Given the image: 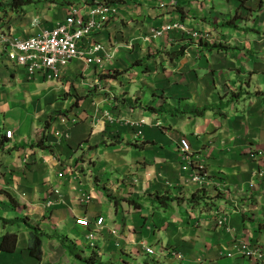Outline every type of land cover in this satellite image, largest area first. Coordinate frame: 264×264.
Masks as SVG:
<instances>
[{"label":"crops","instance_id":"crops-1","mask_svg":"<svg viewBox=\"0 0 264 264\" xmlns=\"http://www.w3.org/2000/svg\"><path fill=\"white\" fill-rule=\"evenodd\" d=\"M12 1L0 0V33L12 37L56 27L71 5L67 0H32L15 10ZM114 1L75 0L80 6L107 2L118 9L117 17L94 38L112 53L102 66L74 60L61 79L52 82L41 75L29 77L0 53V264H256L226 254L240 240L264 250V158H249L251 149H264V0ZM162 3L174 7L164 12ZM176 21L190 30L208 32L209 38L191 42L174 31L145 41L152 27ZM205 45L228 50L208 51ZM183 46L182 56L167 61V52ZM147 58L163 68L171 63V71L154 72L162 80L155 86L142 82L150 78L142 68L152 62L136 66L124 77L112 75ZM122 77L123 90L115 87ZM90 79L96 85L86 83ZM128 91L133 94L119 97ZM160 93L170 108L185 114L156 115L137 103L135 109L121 103L131 98L160 107ZM61 98L59 108L55 101ZM220 104L224 108H218ZM209 105L214 110L208 114L190 115V110ZM105 112L115 122H108ZM51 117L46 133L51 147H32ZM142 118L148 123L136 135L133 123ZM62 131H68L67 139L55 136ZM181 137L192 147L191 161L180 150ZM146 141L150 144L143 145ZM199 164L208 177L203 188L191 180ZM70 167L78 178L67 175L60 181L57 174ZM56 185L62 198L56 207L46 209L45 200ZM103 187L117 198L140 199V208L126 202L107 207ZM81 189L92 191L88 205L78 201ZM202 191L206 199L190 203ZM155 196L177 200L161 208L153 202ZM98 215L105 217L106 225L97 235L96 256L91 263L74 259L60 237L71 240L82 258H89L93 251L75 220ZM219 217L226 218L225 227L217 226ZM4 219L18 223L4 225ZM27 224L45 234L40 260L31 256ZM6 235L16 236L12 252L2 248ZM144 244L153 248V255L145 253ZM173 252L182 254V260Z\"/></svg>","mask_w":264,"mask_h":264},{"label":"built area","instance_id":"built-area-1","mask_svg":"<svg viewBox=\"0 0 264 264\" xmlns=\"http://www.w3.org/2000/svg\"><path fill=\"white\" fill-rule=\"evenodd\" d=\"M71 5L68 8L66 18L58 23L56 27L29 37H15L6 33H0V53L6 58L14 62L17 66L23 67L29 77L41 75L46 81L57 82L61 79L64 69L74 60L83 61L86 65H100L112 59V53L104 43L94 40L95 36L104 30L108 23L115 19L118 15V9L106 2L96 3L92 6L77 5L75 0H67ZM171 4L167 7L165 4L160 5V10L167 11L173 8ZM181 32L193 39H207L208 32L198 30H190L182 22H169L161 27H152L147 34L145 41L157 40L171 32ZM110 123L115 122V117L105 112L103 115ZM65 118L62 119V122ZM143 121L133 123L136 127L143 125ZM141 131H137L136 135H140ZM57 137L67 139V131L56 133ZM180 150L185 158L192 160V149L188 140L182 139L179 142ZM249 156L252 160H261L264 158L263 149L258 151H250ZM77 179L75 170L64 168L57 174L60 181L66 179ZM262 176L263 173H259ZM92 177L91 175H88ZM89 177V179H91ZM192 181L205 187L208 177L204 165L199 164L196 174L192 177ZM82 183V182H81ZM80 184V183H79ZM62 198L60 188L56 185L52 188L50 195L45 200V208L53 209L56 207L57 200ZM93 200L92 191L78 190V201L83 205H88ZM218 227L226 226V218H216ZM75 224L84 229V236L87 241V247L94 249L97 247V235L103 231L106 225L104 216L98 215L89 218L87 216L76 218ZM115 234V232H114ZM144 251L148 255H153L154 250L146 244L142 245ZM173 255L182 260V254L173 252ZM228 258H247L258 264L264 261V250L260 247L253 246L251 243L240 240L231 252L226 254Z\"/></svg>","mask_w":264,"mask_h":264},{"label":"trees","instance_id":"trees-1","mask_svg":"<svg viewBox=\"0 0 264 264\" xmlns=\"http://www.w3.org/2000/svg\"><path fill=\"white\" fill-rule=\"evenodd\" d=\"M115 3H121L122 1L121 0H115L114 1ZM32 3V0H13L12 3L10 4V7L11 9H15V10H19L21 9L22 7H25L27 5H30ZM107 3V2H106ZM189 37V36H187ZM193 40H196V39H193L190 37V41L193 42ZM204 39H200L199 41H203ZM208 51H213V50H216L218 52H221V51H227L228 48L223 46V45H205L204 46ZM185 46H183L178 52H174V53H168V56L171 57V60L175 58H178L180 56H182V50H185ZM142 62L143 61H138L137 63H135L134 65L135 66H142ZM106 78L107 77H112V75H106L105 76ZM152 96L154 97L155 96V93H151ZM256 94V93H255ZM159 99H162V105L160 107H154V106H150V105H144L143 103L140 102V99H136L135 100V103H134V100H132L131 98H128V99H122L121 100V103L122 104H127L129 105V107L131 109H135L134 107V104H139L138 105V108L146 111V112H149L151 114H156V115H159L161 113H168L169 115L171 116H178L180 114H185L184 112L182 111H179L178 109L176 108H170L166 102H165V97L164 95L160 94L158 96ZM214 105H209V106H204L203 108H194L192 110H190V115L192 116H203L207 111H212L214 110ZM218 108H224V105L223 104H220L218 105ZM53 120V117L50 118V120L46 121L45 125H44V128H43V133L40 137V139L35 142V143H31V146L33 147H38V148H42V149H47V148H50L51 146L47 145V130L49 129V125L51 123V121ZM7 138V137H6ZM118 143V142H117ZM128 146H132L134 148H137V149H141L142 148V145L141 146H138L137 144H133V143H127ZM147 144H150V142L146 141L145 143H143V145H147ZM250 158V157H249ZM103 191H104V194L105 196L114 204V207H117V205L121 202H126L127 204L133 206L135 209L137 208H140V204L139 202L141 201L140 199H136V198H117L115 197L114 195H111L109 192H107L106 188H102ZM206 199L205 198V194H204V191L201 192V197H197L195 194L192 196V198L190 199V203L192 204H198L201 200H204ZM177 198H169V197H163V196H155V198L153 199V202H157V204L161 207V208H167L168 207V204L170 202H174L176 201ZM245 220V219H244ZM15 223H18L17 220H3V224L6 225V224H15ZM28 228L31 230V238H32V245H31V256L34 257L36 260H40L41 259V256H42V250H41V245H42V241H41V238L43 236H45L44 233H42L38 227L36 226H31L29 224H27ZM60 242L62 244V246L66 249V251L69 253V255L71 257H73L74 259H77V260H80V261H83V262H92L93 261V258L96 256V252L95 250L97 249L94 248V249H91L93 252H92V255L87 258V259H84L81 257L77 247L75 246V244L69 240L68 238L66 237H60ZM16 246V236H8L6 235L5 238H4V242H3V245H2V248L5 250V251H8V252H12L14 250ZM143 264H153V262H149V261H145Z\"/></svg>","mask_w":264,"mask_h":264},{"label":"rangeland","instance_id":"rangeland-1","mask_svg":"<svg viewBox=\"0 0 264 264\" xmlns=\"http://www.w3.org/2000/svg\"><path fill=\"white\" fill-rule=\"evenodd\" d=\"M223 1H225V0H223ZM45 3H50V1L49 0H46V1H44ZM38 3H41L40 1H38L37 3H35V4H38ZM34 4V5H35ZM239 5H240V8L242 7L241 6V3H239ZM6 20V19H5ZM5 20H2V21H5ZM9 23V22H8ZM209 34V33H208ZM208 38H209V36H208ZM207 38V39H208ZM175 51H178V50H175ZM168 53H171V52H168ZM156 55V54H155ZM164 55V54H163ZM166 55H167V61L168 60H171V57H169L168 56V54L166 53ZM147 57V56H146ZM150 56H148V58H149ZM158 57H160V58H163L161 55L160 56H157L156 55V58H158ZM165 57V56H164ZM144 59V62H142V63H146V62H152V66L150 67V66H148L147 64H146V68L144 69V68H142L143 69V72H144V74H147V76L148 77H150V78H148V79H146V80H143L142 82L143 83H149L150 85H153V86H155L154 84H156V82H159V81H162V80H157L156 79V77H155V75L156 74H154V72L156 73V71H171V69H172V67H170L169 65L171 64V63H168V64H165L166 66L163 68V66H162V63H159V62H155V61H152V60H150V59ZM141 60V59H140ZM139 60V61H140ZM135 64V63H134ZM125 67H127V69L128 70H121L120 72L119 71H117V72H114V74H112V75H114V77L116 78L118 75H120V76H123L124 77V74L125 73H127V71H130L131 72V70L133 69V68H135L136 66L135 65H132V66H129L128 64H126L125 65ZM168 67V69L166 70L165 68H167ZM139 72V71H138ZM140 72L142 73V71L140 70ZM139 72V73H140ZM122 77V79L121 78H119L118 79V81H117V83L118 84H116V86L115 87H119V88H121L122 89V87H124L125 85H126V82L124 81V78ZM95 78H96V76H95ZM100 78V77H99ZM149 80V81H148ZM129 81V80H128ZM148 81V82H147ZM166 81V80H165ZM86 82V81H85ZM86 83H89V85H96L95 84V82L93 81V79H90V80H88ZM160 87V86H159ZM93 88V87H92ZM89 89V88H88ZM123 90V89H122ZM85 92V89H83V93ZM89 95H90V93H91V91H89V92H87ZM133 94V92L132 91H128V92H125L124 94H121V96H119V97H123V96H125V95H132ZM161 94V93H160ZM68 95V94H67ZM63 98V97H62ZM59 99L58 100V102L57 101H55V103L57 104V107H59L60 108V105H62V101H63V99ZM147 100H149V93H147V98H146ZM72 100H74L75 101V98H72ZM199 109V108H198ZM206 114H208V111L204 114V115H206ZM62 115V114H61ZM203 115V116H204ZM60 116V114H58L57 116H55L56 118H58ZM194 117H202V116H194ZM55 118V119H56ZM140 121H143L144 122V124L143 125H147V123H148V121L146 120V119H139ZM135 120H133V122H134ZM137 122H139L138 120L137 121H135L134 123H137ZM158 124V123H157ZM132 125V124H131ZM142 126V125H141ZM161 126V125H160ZM132 127H136L135 125L134 126H132ZM136 129H137V131H139V127H136ZM68 132V131H67ZM182 139H186V140H188L187 138H185V137H181L180 139H179V142L182 140ZM191 149H192V147H190ZM137 149V148H136ZM259 149H251V151H258ZM263 151H264V149H263ZM196 174V170H195V173H194V175ZM193 175V176H194ZM191 180H192V178H191ZM102 190V192H104L103 191V189H101ZM107 192H109V190H106ZM112 195V194H111ZM104 205H106L107 207H109V208H112V206L114 207V204L104 195V203H103ZM143 213H145V215H147V212L146 211H144ZM79 218V217H78ZM72 238H74L75 239V237L74 236H72ZM163 239L164 240H166V235L164 234L163 235ZM167 241V240H166ZM76 243L79 245V247H81V248H83V242L81 241V240H79V239H76ZM231 252V251H230ZM133 254H135V250L133 251ZM106 260V258H104V261Z\"/></svg>","mask_w":264,"mask_h":264}]
</instances>
